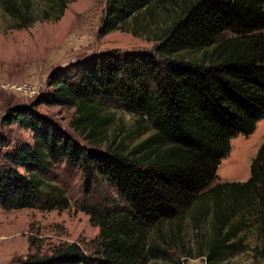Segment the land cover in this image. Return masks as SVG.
I'll return each instance as SVG.
<instances>
[{
	"label": "trees",
	"instance_id": "16d2710c",
	"mask_svg": "<svg viewBox=\"0 0 264 264\" xmlns=\"http://www.w3.org/2000/svg\"><path fill=\"white\" fill-rule=\"evenodd\" d=\"M55 1L54 20L72 0ZM162 1L106 0L97 35L125 30L128 19L133 21L128 31L137 35V15H149L151 5ZM169 1L179 10L155 35L152 48L113 49L71 62L53 72L49 88L27 105L4 110L2 124L28 130L31 142L9 146L0 134V207L67 208L64 189L44 179L50 168L64 163L85 175L89 198L80 209L98 229L85 248L62 241L8 264H149L171 259L169 243L150 237L149 231L156 234L159 225L203 197L212 201L206 264L243 247L237 233L245 215L257 226L264 257V141L250 161L246 180L216 181L230 139L250 134L264 118V0ZM0 4L17 20L15 28L32 22L25 3ZM185 52L198 56L183 58ZM39 105L73 109L69 127L81 141L39 113ZM109 108L135 115L121 138L118 132L107 133ZM105 184L111 193L100 194L97 187ZM96 192L98 199L90 203Z\"/></svg>",
	"mask_w": 264,
	"mask_h": 264
},
{
	"label": "rangeland",
	"instance_id": "374dc122",
	"mask_svg": "<svg viewBox=\"0 0 264 264\" xmlns=\"http://www.w3.org/2000/svg\"><path fill=\"white\" fill-rule=\"evenodd\" d=\"M16 1L27 5L33 20L23 28H15L17 20L4 11L0 4V83L30 81L37 88V93L27 97L0 89V134L7 139L9 146L18 141L30 143L31 136L28 130L16 124H2L1 118L6 107L27 105L37 94L49 88L47 79L53 72L62 70L71 62L113 49L124 51L152 48L155 35L170 24L179 10L173 7L171 1L165 0L161 4L151 5L149 15L142 11L137 15L134 25L137 27V35L128 31L133 25V21L128 19L122 25L125 30H113L98 36L96 30L106 0L67 2L56 20L53 19L58 11L55 0ZM44 12L48 13V17H44ZM181 56L190 59L198 56V52H185ZM36 110L68 135L81 141L69 127L73 109L39 105ZM108 111L110 122L106 128L107 133L118 132V138H121L132 125L135 115L120 109L109 108ZM262 141L264 118L256 122L250 134L230 139L229 151L217 166L216 181L246 180L250 161ZM48 172L44 179L64 189L68 199L67 208L57 211L0 207V264H8L16 257L35 250L46 251L51 245L62 241H76L85 248L96 236L97 227L89 221L88 214L80 209L81 204L89 198L85 196L83 172L64 163L54 165ZM97 189L100 194L110 192L106 184L99 185ZM98 197L96 192L90 203ZM211 204V198L203 197L189 209L179 210L178 218L159 225L156 234L155 230H150V237L155 236L159 241L157 236H161L163 241L169 243L171 259H153L149 264H206L203 256L206 242L212 233ZM236 217L238 215L231 220H236ZM243 218L245 224L237 233L242 238L243 247L232 254L220 256L212 264H264V257L258 249L260 239L257 226L249 216ZM199 252L202 255H198Z\"/></svg>",
	"mask_w": 264,
	"mask_h": 264
},
{
	"label": "built area",
	"instance_id": "2783aa9c",
	"mask_svg": "<svg viewBox=\"0 0 264 264\" xmlns=\"http://www.w3.org/2000/svg\"><path fill=\"white\" fill-rule=\"evenodd\" d=\"M0 89L12 92L19 96L32 97L37 93V88L30 81H21V82H1Z\"/></svg>",
	"mask_w": 264,
	"mask_h": 264
}]
</instances>
